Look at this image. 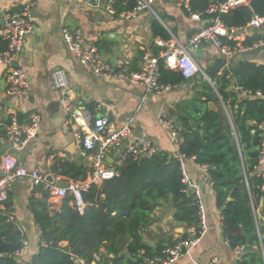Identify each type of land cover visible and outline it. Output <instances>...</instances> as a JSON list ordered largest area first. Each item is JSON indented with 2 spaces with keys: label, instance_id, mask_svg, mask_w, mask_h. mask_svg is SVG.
I'll return each instance as SVG.
<instances>
[{
  "label": "crops",
  "instance_id": "obj_1",
  "mask_svg": "<svg viewBox=\"0 0 264 264\" xmlns=\"http://www.w3.org/2000/svg\"><path fill=\"white\" fill-rule=\"evenodd\" d=\"M28 1L0 0V26L8 13L19 12L22 5ZM31 1L35 29L27 37L23 51L16 60V65L22 66L26 71L28 92L20 98L9 96L6 93L8 67L0 65V105L6 111L16 109L21 120L37 112L41 115V121L37 135L22 150L10 149L6 139L0 140V177L3 175L2 157L9 151L15 155L19 164L26 168H37L44 174L53 175L56 180H73L67 176H56L53 171L57 162H74L75 156L81 151L73 133L76 126L74 120H71L70 114L62 106L59 92L52 85L51 74L56 69L65 70L72 102L76 107L91 109L95 115L107 114L111 120V131L121 128L131 118L136 123L134 137L147 138L160 152L174 154L176 152L168 133L160 123V118L174 119L181 129L179 119L188 116L186 106L195 99L202 98L203 84H215L208 70L218 62L222 61L223 64L217 75L235 68L241 62L264 64V50L260 48L229 57L211 43H205L199 48L190 46V37L200 27L208 24L210 18L206 17L201 21L191 19L184 6V0H155L152 8L132 18L109 14L106 9L107 0H103L99 6L79 4L72 0ZM121 6L122 11L127 10V0L122 2ZM154 23L162 25L169 37L156 35ZM64 28L82 29L85 42L97 46L104 61L112 63L122 58L130 70H139L142 67L144 52L160 56L171 43L178 42L188 47L201 71L171 90L152 92L144 99V91L137 85L114 77L96 76L92 69L82 63L68 48L63 38ZM252 29L253 27H247L227 39L235 43H246L255 34ZM159 40L165 44L160 45ZM239 56H242V59L238 60ZM232 84L234 83L229 85V90H232ZM214 91L220 98L218 91ZM213 102L209 101V108L220 110L224 107L221 101ZM70 121L73 125L67 129ZM113 158L115 157L112 154L109 162H112ZM82 166L89 172L88 166ZM185 169L200 189L201 200L206 208L208 229L190 254H184L173 264H209L214 257L217 258L216 264H239L242 257L256 251L257 246L246 244L240 251L241 247L231 248L223 235L222 208L217 206L208 168L188 158ZM37 187L38 185L28 178L18 179L9 190L6 211L0 214V245L13 243L8 235L16 229L22 232L23 240L28 242V246L23 245L22 251L13 254L22 264H31L33 255L41 245V232L34 216L35 207L39 208L37 202L46 203L51 215L61 210L62 198L53 194L46 198ZM172 214L173 209L169 204L155 210L153 222L144 233L145 243L156 246L189 233V228L174 221ZM256 215L264 220V198L256 210ZM11 217L14 220H11ZM163 218L169 221L167 226L161 222ZM59 244L67 246L68 241L62 240ZM101 252L105 253L106 247H103ZM262 253L264 255L263 248ZM0 254L4 256L5 253Z\"/></svg>",
  "mask_w": 264,
  "mask_h": 264
},
{
  "label": "trees",
  "instance_id": "obj_2",
  "mask_svg": "<svg viewBox=\"0 0 264 264\" xmlns=\"http://www.w3.org/2000/svg\"><path fill=\"white\" fill-rule=\"evenodd\" d=\"M125 1L117 0L118 11H122ZM136 1L127 0V10ZM217 1L192 0L191 5L194 11H202ZM255 15L264 18V0H251L223 13L221 18L227 27H235L246 25ZM154 32L169 37L159 23H154ZM263 37L255 33L246 44ZM224 42L235 43L227 38ZM6 47L7 42L0 39V51ZM222 64L220 61L208 70L215 84H203L202 98L188 104V116L179 119L180 153L208 166L216 203L222 208L223 235L231 248L257 246L239 264H264V220L256 215L264 198V177L256 168L264 139V64L241 62L217 75ZM184 81L179 70L169 69L159 60L161 84L179 85ZM231 83L252 94L243 96L229 90ZM209 101H221L224 107L209 108ZM53 171L56 176L73 180H85L88 175L87 168L69 161L57 162ZM118 172L100 185H91L84 193L83 212L73 206L71 193L62 199L61 210L54 215L46 203L37 202L39 208L35 207L34 216L41 232V245L31 264H135L140 250L148 256L157 255L176 239L152 246L144 242V233L153 222L155 210L167 204L173 209L174 221L199 231L198 200L194 192L187 190L177 153L159 151L150 158L130 159L118 167ZM36 189L46 198L52 195L44 184H38ZM8 236L13 243L0 245V253H5L0 254V264H22L13 255L23 249L22 232L16 229ZM62 240L68 241V245L61 246ZM103 247L105 253L101 252ZM96 255H100L99 260Z\"/></svg>",
  "mask_w": 264,
  "mask_h": 264
},
{
  "label": "built area",
  "instance_id": "obj_3",
  "mask_svg": "<svg viewBox=\"0 0 264 264\" xmlns=\"http://www.w3.org/2000/svg\"><path fill=\"white\" fill-rule=\"evenodd\" d=\"M79 4L99 6L103 0H72ZM155 0H137L134 7L130 10L118 12L115 4L117 0H107L106 9L109 14H118L124 18H132L142 11L152 8ZM192 0H184L191 19L201 21L209 17L208 24L200 27L189 39V45L199 48L205 43H211L220 48L229 57L245 53L253 48L264 50V37L251 44L234 43L227 44L224 38H232L238 31H243L247 27H257L259 33H264V18L255 15L246 25L227 27L221 15L229 12L240 5L249 4L251 0H219L210 4L202 11H194L191 5ZM32 1L24 3L19 12L8 13L0 26V39L7 42L6 49L0 51V65L7 66L6 93L11 97H24L27 95L29 83L27 74L22 66L16 65L17 57L22 53L27 37L35 29V20L31 9ZM63 38L68 48L89 66L99 78L114 77L137 85L144 91L143 98L146 99L149 93L163 92L171 90L178 85L161 84L159 82V60L162 59L167 68L179 70L184 79L188 80L195 77L201 68L188 50V47L180 44H170L160 56H154L149 52H144L142 56V67L139 70H130L127 62L120 58L115 62H106L101 58L99 49L95 45L85 42L84 34L80 28H64ZM160 45L165 43L159 40ZM52 85L59 92L62 106L74 120V136L79 144L80 154L87 158L91 166L85 180L68 181L66 187H58L56 178L50 182L48 175L42 173L37 168H26L19 164L14 154L7 151L1 160L3 175L0 177V214L7 209L9 190L20 178H28L35 184H44L45 188L59 198H64L68 193L74 196L73 206L83 212L85 208L84 193L91 185H100L104 180L111 179L118 175V167L130 159L150 158L159 152L157 146L149 139L144 137H134L136 123L129 118L127 122L118 129L110 130L111 120L107 114L95 115L88 108L80 109L76 107L70 95L69 81L64 69H56L51 74ZM241 95L247 96L252 93L236 87ZM257 95L261 96L260 92ZM41 115L37 112L31 113L26 119L21 120L20 114L16 109L6 111L0 105V140L6 139L10 149L22 150L27 146L37 133ZM160 123L168 133L173 148L182 164L184 181L187 190L195 193L198 200L200 229H188V237L180 236L172 245L165 247L161 253L148 256L144 250L138 252L135 264H173L184 254H190L191 250L199 244L207 232L206 208L201 200V192L185 169L186 157L180 153L182 143L181 129L177 122L169 117H161ZM73 125L67 124L69 129ZM114 155L112 162H109L111 155ZM195 160V157H192ZM208 168L207 165H203ZM257 171L264 177V139L260 149V157L256 165ZM264 189V183L262 185ZM11 220H14L11 217ZM23 245L28 246V242L23 240ZM241 247V248H240ZM239 251L243 249L240 246ZM96 260L100 255L95 256ZM217 258L211 259L209 264H216ZM95 263V262H94ZM82 264H85L82 262Z\"/></svg>",
  "mask_w": 264,
  "mask_h": 264
},
{
  "label": "water",
  "instance_id": "obj_4",
  "mask_svg": "<svg viewBox=\"0 0 264 264\" xmlns=\"http://www.w3.org/2000/svg\"><path fill=\"white\" fill-rule=\"evenodd\" d=\"M252 30H253L255 33H259V30H258L257 27H253ZM261 34L264 36V33H261ZM239 59H242V56H239L238 60H239ZM231 89L237 92V88H236V85H235V84H232ZM210 105H211L212 107L214 106L212 103H210ZM74 163H76V164H78V165H80V166H82V165H86V166H88V167L91 166L90 161H89L87 158H84L81 154H77V155L75 156V158H74ZM48 180H49L50 182H53V181H54V176L51 175V174H49V175H48ZM56 185H57L58 187H66V186L68 185V182H67V180H59V179H58V180H56Z\"/></svg>",
  "mask_w": 264,
  "mask_h": 264
},
{
  "label": "rangeland",
  "instance_id": "obj_5",
  "mask_svg": "<svg viewBox=\"0 0 264 264\" xmlns=\"http://www.w3.org/2000/svg\"><path fill=\"white\" fill-rule=\"evenodd\" d=\"M187 161H188V159H186V161H185L186 164H187ZM161 222H162V223L164 222V225H165V226H167V224L169 223V221H167L166 218H163Z\"/></svg>",
  "mask_w": 264,
  "mask_h": 264
}]
</instances>
